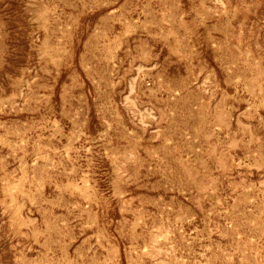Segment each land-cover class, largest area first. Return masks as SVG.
<instances>
[{"label":"rangeland","instance_id":"rangeland-1","mask_svg":"<svg viewBox=\"0 0 264 264\" xmlns=\"http://www.w3.org/2000/svg\"><path fill=\"white\" fill-rule=\"evenodd\" d=\"M0 264H264V0H0Z\"/></svg>","mask_w":264,"mask_h":264}]
</instances>
